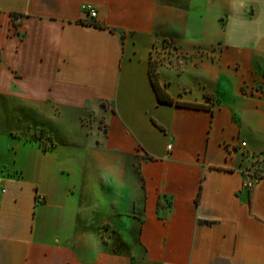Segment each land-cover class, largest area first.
Returning a JSON list of instances; mask_svg holds the SVG:
<instances>
[{
	"label": "crops",
	"instance_id": "obj_1",
	"mask_svg": "<svg viewBox=\"0 0 264 264\" xmlns=\"http://www.w3.org/2000/svg\"><path fill=\"white\" fill-rule=\"evenodd\" d=\"M0 179V264H264V0H0Z\"/></svg>",
	"mask_w": 264,
	"mask_h": 264
},
{
	"label": "built area",
	"instance_id": "obj_2",
	"mask_svg": "<svg viewBox=\"0 0 264 264\" xmlns=\"http://www.w3.org/2000/svg\"><path fill=\"white\" fill-rule=\"evenodd\" d=\"M81 11L83 12L86 18L91 19V20L95 19L97 15L96 9L92 7L91 5H83L81 7ZM243 186L246 188H251L253 186V182L251 180H247L246 182L243 183ZM0 191H3L1 179H0Z\"/></svg>",
	"mask_w": 264,
	"mask_h": 264
},
{
	"label": "trees",
	"instance_id": "obj_3",
	"mask_svg": "<svg viewBox=\"0 0 264 264\" xmlns=\"http://www.w3.org/2000/svg\"><path fill=\"white\" fill-rule=\"evenodd\" d=\"M151 78H154V76H152ZM152 85H153V88L155 90L158 103L169 104L170 102H169L167 95L159 88L157 83L152 81ZM43 137L44 136L42 135V132H39L38 138L42 139ZM46 139L49 140V138H46Z\"/></svg>",
	"mask_w": 264,
	"mask_h": 264
}]
</instances>
